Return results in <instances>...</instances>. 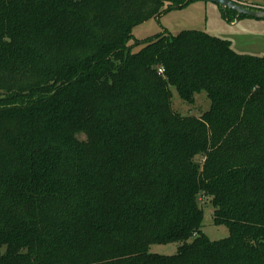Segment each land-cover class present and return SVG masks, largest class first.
Wrapping results in <instances>:
<instances>
[{"label": "trees", "instance_id": "trees-1", "mask_svg": "<svg viewBox=\"0 0 264 264\" xmlns=\"http://www.w3.org/2000/svg\"><path fill=\"white\" fill-rule=\"evenodd\" d=\"M185 5L0 0V264H264V58L134 39ZM172 88L210 109L180 114ZM202 196L227 238L203 233Z\"/></svg>", "mask_w": 264, "mask_h": 264}, {"label": "rangeland", "instance_id": "rangeland-1", "mask_svg": "<svg viewBox=\"0 0 264 264\" xmlns=\"http://www.w3.org/2000/svg\"><path fill=\"white\" fill-rule=\"evenodd\" d=\"M236 3L251 9H264V0H234ZM169 3H167L168 6ZM226 12V14H225ZM197 30L215 37L228 40L240 54H248L264 58V18L250 16L239 17V14L213 2L192 1L191 3L173 9L160 17H152L135 27V40L143 41L155 35L166 33L177 35L182 31ZM135 41L131 42L134 45ZM142 46L135 45L133 52H138ZM173 108L182 115L199 116L210 109V100L205 91L195 95V105L184 102L175 88H172ZM206 197L201 198L204 213L202 231L212 241L225 239L229 236L226 226L214 224L215 208ZM181 243L153 244L149 252L152 254L171 256L178 252Z\"/></svg>", "mask_w": 264, "mask_h": 264}, {"label": "water", "instance_id": "water-1", "mask_svg": "<svg viewBox=\"0 0 264 264\" xmlns=\"http://www.w3.org/2000/svg\"><path fill=\"white\" fill-rule=\"evenodd\" d=\"M191 1L213 2L222 6L223 8L234 10L240 15H246L255 18H264V9H251L244 5L236 3L234 0H185V4H188Z\"/></svg>", "mask_w": 264, "mask_h": 264}, {"label": "built area", "instance_id": "built-area-1", "mask_svg": "<svg viewBox=\"0 0 264 264\" xmlns=\"http://www.w3.org/2000/svg\"><path fill=\"white\" fill-rule=\"evenodd\" d=\"M159 72H160V73H164V69H162V68L159 69Z\"/></svg>", "mask_w": 264, "mask_h": 264}]
</instances>
